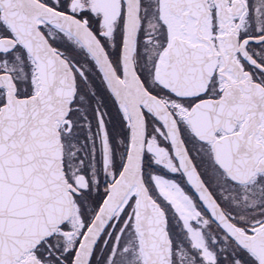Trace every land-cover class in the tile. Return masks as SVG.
I'll use <instances>...</instances> for the list:
<instances>
[{"label":"snow or ice","instance_id":"snow-or-ice-1","mask_svg":"<svg viewBox=\"0 0 264 264\" xmlns=\"http://www.w3.org/2000/svg\"><path fill=\"white\" fill-rule=\"evenodd\" d=\"M0 264H264V0H0Z\"/></svg>","mask_w":264,"mask_h":264}]
</instances>
